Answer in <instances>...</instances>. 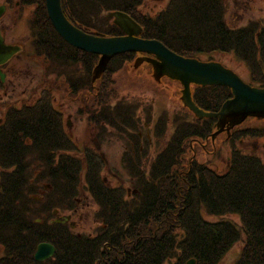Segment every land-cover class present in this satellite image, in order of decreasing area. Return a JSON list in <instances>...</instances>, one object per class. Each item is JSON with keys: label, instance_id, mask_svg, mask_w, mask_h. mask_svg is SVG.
<instances>
[{"label": "trees", "instance_id": "trees-1", "mask_svg": "<svg viewBox=\"0 0 264 264\" xmlns=\"http://www.w3.org/2000/svg\"><path fill=\"white\" fill-rule=\"evenodd\" d=\"M146 1L61 0L69 19L86 32L121 35L106 14L121 10L142 25L143 37L157 38L181 55L215 60V54H234L248 67L251 84L264 87L262 21L231 26L225 0H170L156 14L142 10ZM20 2L34 6L31 30L36 54L45 58L50 73L65 76L74 92L88 89L103 96L115 72L142 54L115 55L93 81L100 56L70 45L57 33L45 0ZM192 91L196 104L207 111L219 110L232 97L231 89L222 85L195 84ZM49 93L33 104L9 108L0 123V264H186L192 258L195 264H220L240 241L235 264H264V160L238 150L230 153L226 169L217 171L186 153L191 149L188 140L209 137L216 119L189 121L185 114H176L175 132L149 169L145 145L138 133L133 134L132 150L123 157L131 177L129 190L109 184L102 170L105 158L99 153L90 149L66 153L76 145L64 132ZM106 100H96L102 106L98 115L92 111L91 119L108 121L124 136L136 132L137 107L127 101L113 106ZM165 124L166 118L160 117L158 133ZM242 124L235 127L233 141L264 132ZM45 178L48 186L43 184L44 192L35 194L36 184ZM80 187L97 203L101 225L94 235L53 221L56 208H75ZM38 203L41 206L36 207ZM204 212L220 217L207 220ZM227 213L238 214L240 222L222 217ZM42 241L53 243L56 252L37 262L34 253Z\"/></svg>", "mask_w": 264, "mask_h": 264}, {"label": "rangeland", "instance_id": "rangeland-1", "mask_svg": "<svg viewBox=\"0 0 264 264\" xmlns=\"http://www.w3.org/2000/svg\"><path fill=\"white\" fill-rule=\"evenodd\" d=\"M169 1L147 0L142 6V10L156 14L166 7ZM2 3L6 4L8 9L0 18V28L6 41L20 44L22 51L3 67L7 75L3 85L0 86V123L4 120L9 108L33 104L44 92H50L49 97L53 102V107L61 114L63 130L76 145V148L69 149L66 153H86V149H93L94 152L105 158L102 170L109 184L130 190L132 188L131 177L125 167L123 157L126 152L132 150L129 145V141L132 140L131 136L141 130L142 137L139 139L141 145H145L144 150L148 155L146 166L149 169L156 156L166 149L171 140L170 137L176 127L174 122L176 114L179 116L185 114L186 118L193 119V115L183 107V102L180 99L182 85L165 77L162 80L155 79L152 67L150 68L146 63L135 66L137 57L135 55L132 60L115 72L111 83L107 85V93L103 96L98 97L93 90L88 89L74 92L68 86L66 77L50 73L47 70L48 65L45 58L35 52L31 30L34 6L23 5L20 0H0V4ZM225 3L227 21L231 26H243L252 20H260L264 25V0H225ZM203 59L209 60L205 56ZM213 59L221 61L225 66L227 65L238 72L247 82H252L248 67L234 54H215ZM78 73L81 74V69L78 70ZM105 99H107L106 101L110 100L113 106L117 102L127 101L137 107V116H139L140 122L135 129L136 132H126L127 136H124L121 129L108 121L99 122L91 119L92 111L98 115L99 108L102 106L96 100ZM106 101L103 104L107 103ZM160 117L166 118V132L158 133L157 128L152 127V122ZM249 124L264 129V120L253 117L248 118L241 127ZM254 137L246 138V141L241 143L242 149L252 151L258 144L259 153L264 154V147H262L264 135ZM223 138L224 136L219 137V141ZM198 149L202 148L198 147ZM229 151L230 145L225 143L218 153L201 151L202 153H193V155H196L198 160L213 166L215 170L224 171L227 167ZM186 153H191V150L188 149ZM45 182H47L46 178L36 184L35 194L40 195L41 192H44L43 184L46 185ZM39 197L38 200L42 201L43 199ZM77 200L74 209L60 207V213L72 214V221H75L76 224L74 229L78 232L94 235L101 225L97 220V203L91 194L83 190L82 187L77 193ZM35 206L39 207L41 204L38 203ZM204 216L207 220L212 221H216L220 217L205 212ZM53 217L56 218L55 215ZM222 217L240 222L239 215L235 213H227ZM242 244H236L224 256L220 264H235L239 258ZM2 254L3 248L0 246V255ZM166 264L171 263L167 262Z\"/></svg>", "mask_w": 264, "mask_h": 264}, {"label": "water", "instance_id": "water-1", "mask_svg": "<svg viewBox=\"0 0 264 264\" xmlns=\"http://www.w3.org/2000/svg\"><path fill=\"white\" fill-rule=\"evenodd\" d=\"M45 2L53 27L65 41L78 49L100 56L94 68V80L106 70L115 55L127 52L144 53L137 58L135 66L147 61L153 65L155 79L168 76L180 81L183 85L181 99L184 104L199 118L217 119V130L213 137L225 129L230 130L231 127L241 124L249 117L264 118V87L246 82L236 71L220 61L187 57L157 38L143 37L142 25L124 11L116 10L107 14L113 17L114 23L121 28L123 34L104 36L86 32L75 25L66 15L61 0ZM5 12L6 5L0 4V18ZM20 50V45L5 42L0 29V66ZM0 77L2 81L6 77L1 67ZM192 84L226 86L231 89L232 97L225 100L219 110L207 111L194 102ZM69 219V215H63L56 221L66 223ZM55 251L56 247L52 243L41 242L34 257L37 261H43L52 257ZM187 264H195V259L189 260Z\"/></svg>", "mask_w": 264, "mask_h": 264}, {"label": "flooded vegetation", "instance_id": "flooded-vegetation-1", "mask_svg": "<svg viewBox=\"0 0 264 264\" xmlns=\"http://www.w3.org/2000/svg\"><path fill=\"white\" fill-rule=\"evenodd\" d=\"M7 9H8V6H7ZM2 33H3V31H2ZM188 120L194 121L195 118L194 117H193V119L188 118ZM214 124L216 125V120H215ZM259 128H261V127H259ZM216 129L217 128L215 127L214 131H212L210 136L209 137L206 136L205 139H197V140H196V138L189 139L188 144L191 147V149H190L191 153H202L201 151H207L206 153H218V151H220V148L222 145H224L225 143H229V145H230L229 153H236L239 150V152L244 154V155H251V156L258 157L261 160H264V154L259 153V148H257L258 144L255 146V149L252 151H246V150L242 149V147H241V145L246 141V138H250L253 136L243 137L239 140L235 139V141H233V134L237 130L235 127L233 129H230V130L225 129L223 132H221V133H219L213 137V133L216 131ZM262 135H264V132L260 133L259 135H256L255 137H258V136L261 137ZM223 136H224L223 140L219 141V137H223ZM198 147H201L202 149H198ZM262 147H264V140H263Z\"/></svg>", "mask_w": 264, "mask_h": 264}]
</instances>
